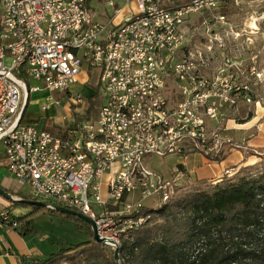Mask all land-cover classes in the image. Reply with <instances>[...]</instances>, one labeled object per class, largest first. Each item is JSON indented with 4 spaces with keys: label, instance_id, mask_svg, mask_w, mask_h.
<instances>
[{
    "label": "built area",
    "instance_id": "2783aa9c",
    "mask_svg": "<svg viewBox=\"0 0 264 264\" xmlns=\"http://www.w3.org/2000/svg\"><path fill=\"white\" fill-rule=\"evenodd\" d=\"M106 2L115 13L103 23L88 0H0V167L35 201L93 220L104 246L120 250L122 264L129 231L149 218L134 215L168 205L192 182L181 170L164 179L144 165L147 158L198 152L211 159L227 145L244 144L222 126L226 106L236 109L238 99L227 95L222 76L205 74L210 60L185 36L191 17L205 12L222 28L226 16L214 13L224 0ZM84 73L96 76L104 94L96 119L74 121L64 136L23 122L31 95L44 91L43 111L60 105L55 97L62 93L84 116L89 101L71 92ZM1 222L17 226L9 212Z\"/></svg>",
    "mask_w": 264,
    "mask_h": 264
},
{
    "label": "rangeland",
    "instance_id": "374dc122",
    "mask_svg": "<svg viewBox=\"0 0 264 264\" xmlns=\"http://www.w3.org/2000/svg\"><path fill=\"white\" fill-rule=\"evenodd\" d=\"M106 1L108 0L90 1L97 20L103 23L107 22L115 13V8L109 6ZM123 6L125 5L119 4L120 8ZM131 7L132 4H127L126 11H131ZM214 14L226 16V23L222 28H218L216 23L207 19V16H212L211 12H205L191 17L186 24L187 33L185 36H187V40L191 41L194 52L200 51L204 58L210 60L205 74L210 78L222 76L227 82V95L230 99H238L236 109L230 103L226 106L223 112L225 117H223L222 126L228 124L229 120H235L234 123L231 122L233 125L244 124L249 122L252 117L253 124L258 118H261V123L264 124V0H224L222 7ZM206 20L209 22L204 24ZM207 25L212 27L210 31L206 29ZM213 29L217 31H212ZM10 64L11 61H8L7 65ZM29 84L37 83L31 81ZM96 85V76L92 77V75L84 73L79 76V83L72 86L71 92L80 94L87 104L91 96H104ZM237 87H240L241 91H236ZM248 97L251 98V103L247 102ZM55 98L60 102V105L52 104L48 110L43 111L42 93L31 95L23 122L31 123L38 129H43L46 122L50 127H53L63 119H65L64 126H68L74 121L78 122L80 116H75L76 113H74L69 98L62 93L56 94ZM44 103L49 102L46 100ZM87 108H89V104ZM221 116L219 115L220 118ZM59 126L62 127V124ZM4 149V145L0 144V161L4 158ZM189 155L187 158L173 154L166 159L153 156L147 158L144 165L152 172L169 180L183 161H186L189 169H197L203 164L201 153L193 152ZM257 165L260 166V170L263 169L264 156ZM239 171L241 168L228 177L236 175ZM3 177H10V174L5 168H0V179ZM195 181L196 179L192 178L190 184L178 191L177 197L182 193H190V186ZM16 185V190L13 192L16 200H20L17 198L19 194L29 196L30 189L28 187ZM0 199H3L1 195ZM153 203V200L145 202L148 206ZM9 205L12 217H27L22 221L23 230L25 234H28L25 237L26 246L40 249L46 257L65 247L78 246L94 240L90 227L74 216L50 208H34L24 204H13V202H9ZM26 221L31 222L28 227L30 232L24 228ZM7 227L12 229L9 225ZM62 264H71V262L64 261Z\"/></svg>",
    "mask_w": 264,
    "mask_h": 264
},
{
    "label": "trees",
    "instance_id": "16d2710c",
    "mask_svg": "<svg viewBox=\"0 0 264 264\" xmlns=\"http://www.w3.org/2000/svg\"><path fill=\"white\" fill-rule=\"evenodd\" d=\"M98 105L99 95L90 97L89 108L79 121L96 119ZM46 130L59 135L51 127ZM259 167H243L217 183L196 180L190 193H182L168 205L138 211L135 217L149 218L138 229L129 231L121 249L125 259L122 264H264V166L261 170ZM19 199L35 201L31 196ZM12 219L18 227L27 217ZM30 224L26 221L24 228ZM90 231L93 236L91 227ZM64 261L116 264L113 251L94 240L24 264Z\"/></svg>",
    "mask_w": 264,
    "mask_h": 264
},
{
    "label": "crops",
    "instance_id": "0c3cea01",
    "mask_svg": "<svg viewBox=\"0 0 264 264\" xmlns=\"http://www.w3.org/2000/svg\"><path fill=\"white\" fill-rule=\"evenodd\" d=\"M35 82L37 84L33 86H41L40 85L41 82L38 81ZM47 97H48L47 92L45 91L42 92V98H43L42 106L45 104L44 102L46 101ZM28 105H29V100H28ZM98 106L100 107V103ZM231 122L234 123L233 120H229V123L226 124L229 130L224 132V135L226 137L231 138L237 143L242 144L243 142L244 144L243 148L237 150V149H232L231 146L227 145L223 149L222 153L219 156H216L218 157V160H215V157L213 160H211L206 158L204 155H202L203 164L197 169L196 168L189 169L186 161H183L179 165V168L177 170L181 169V171H186L190 173L191 177L196 180L206 179L214 183H217L224 176H226L227 170L235 169V171H238L240 168L253 167L259 164V162L262 159V156H264V124L261 123V118H258L254 124H253V117L249 122H246L244 124L241 123V124L233 125ZM60 124H62V127L59 126ZM47 127H50L48 122L45 123V126L42 130H46ZM53 127L51 128L55 129L59 135L53 132L51 133L56 136H64L67 130V126H64V121H61L58 125L55 124ZM188 155L187 158L191 156ZM0 168H4V167H0ZM16 184L17 182L11 175L10 177H3L2 179H0V187L5 189L9 194H11L13 198L16 197L13 194V192H15L17 187ZM20 196H24V195L19 194L17 198H20ZM3 199H0V221H1V214L4 212H9L11 219L14 217V216L12 217V214L9 211V206H10L9 202L11 201H8L4 197ZM7 225L11 226L12 229H9ZM21 225L15 227L13 224L11 225L10 223L0 224V264H24L25 261H33L36 259L44 260L47 258L46 256H44L43 252L40 249L31 248V247L28 248L26 246L25 237L28 234H25L23 230V223H21Z\"/></svg>",
    "mask_w": 264,
    "mask_h": 264
},
{
    "label": "water",
    "instance_id": "95a60500",
    "mask_svg": "<svg viewBox=\"0 0 264 264\" xmlns=\"http://www.w3.org/2000/svg\"><path fill=\"white\" fill-rule=\"evenodd\" d=\"M25 109H26V107H25ZM0 195L3 196L4 198H6L7 200L11 201V202H20V203H24V204H27L29 206H34V207L50 208V209H54V210H56L58 212H61V213H64V214L77 217V218L81 219L82 221L86 222L88 225H90V227L92 229V232H93L94 241L97 244H100V245L104 246L103 240L100 239V237L98 235L95 222L93 220H91L90 218H88V217H86V216H84V215H82V214H80L78 212H75L73 210L66 209V208H63V207L55 206V205L50 204V203L41 202V201L16 200L15 198H13V196L11 194H9L5 189H3L1 187H0ZM119 252H120L119 249H117L114 252V258H115L116 264H120V262H119L120 261Z\"/></svg>",
    "mask_w": 264,
    "mask_h": 264
}]
</instances>
